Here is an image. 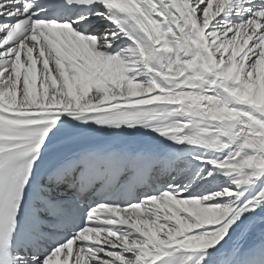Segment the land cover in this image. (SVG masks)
Instances as JSON below:
<instances>
[{
    "label": "snow or ice",
    "instance_id": "obj_1",
    "mask_svg": "<svg viewBox=\"0 0 264 264\" xmlns=\"http://www.w3.org/2000/svg\"><path fill=\"white\" fill-rule=\"evenodd\" d=\"M0 264H264V0H0Z\"/></svg>",
    "mask_w": 264,
    "mask_h": 264
}]
</instances>
